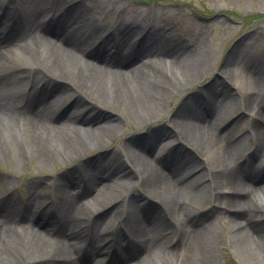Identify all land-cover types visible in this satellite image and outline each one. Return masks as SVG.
I'll list each match as a JSON object with an SVG mask.
<instances>
[{
	"label": "bare ground",
	"instance_id": "obj_1",
	"mask_svg": "<svg viewBox=\"0 0 264 264\" xmlns=\"http://www.w3.org/2000/svg\"><path fill=\"white\" fill-rule=\"evenodd\" d=\"M93 3V8L104 7L103 1ZM12 4L0 0V22ZM62 4L60 15L49 17L48 11L47 20L29 18L26 30L13 27L0 38V157H10L12 144L42 163L48 161L45 154L67 160L97 149V156L114 159L115 167H105L111 160L99 166L93 158L85 162L79 193L73 183L77 173L67 182L59 176V184L46 180L55 193L43 210L34 194L21 206L8 200L0 204V264H214L226 239L212 215L228 218V246L241 264H264V63L238 57L247 37L233 48L234 57L222 65L218 78L187 97L165 128L156 122L162 110L180 87L194 86L208 70L206 44L163 35L159 12L153 14L156 23L149 15L108 22L114 16L98 17L84 2ZM76 8L82 13L75 15ZM7 69L33 75L35 81L28 90H14L11 83L18 88L22 83L18 76L9 78ZM51 82L47 95L45 85ZM215 85L222 87L220 93ZM204 89L206 112L199 99ZM234 91L252 117L247 124L243 115L227 123L235 110L227 105ZM69 98L66 109L53 117ZM120 117L154 126L142 134L154 140H144L143 149L135 139L122 142L119 151L104 149L122 130ZM244 123L247 133L237 129ZM163 132L180 140L186 153L165 150L174 140L163 142ZM196 162L205 167L199 175L180 177L187 164ZM106 172L105 182L100 176ZM209 197L213 209L195 210ZM164 224L180 229L185 244L180 237L172 241ZM105 233L118 235L119 251H110Z\"/></svg>",
	"mask_w": 264,
	"mask_h": 264
},
{
	"label": "rangeland",
	"instance_id": "obj_2",
	"mask_svg": "<svg viewBox=\"0 0 264 264\" xmlns=\"http://www.w3.org/2000/svg\"><path fill=\"white\" fill-rule=\"evenodd\" d=\"M16 6L18 5V10L24 8L23 12L20 14V18L15 23V30L28 28L27 21L30 16H35L40 6L44 9L41 15L46 14V11L51 8L52 2L56 5H62V2H68L70 4L76 3L77 0H15ZM82 3L88 5L91 9L95 4V0H80ZM104 2L103 8H93L92 13L94 15L105 16L109 19L108 22L113 20H124L129 21V18L134 16V20L143 19L145 16L153 18V14L157 16L159 14L158 27L160 28L163 35L172 34L179 36H184L191 41L192 38L199 39L201 42L205 43L211 56L209 61L210 65L207 72L198 79L194 86L185 85V87H180L176 96L172 97L171 104L162 110L159 119L156 121L161 126L168 125L169 119L174 118L178 110H180L183 102L190 95H194L198 92L200 85L213 83L215 78H218V73L220 69L224 67L227 62L234 57L233 48L237 45H241V40L247 37L246 41L242 43L240 53H237L238 57L242 55L250 56L249 58L254 60H259L264 63V0H98ZM39 2L40 5L36 6ZM30 6V7H29ZM33 7V8H31ZM30 10H34L30 12ZM96 10L99 11L96 13ZM83 9L76 8V11H72L75 15L82 13ZM25 12V13H24ZM24 13V14H23ZM151 14V15H150ZM39 15V14H38ZM39 15V16H41ZM111 15V16H110ZM38 17V16H36ZM105 19V20H106ZM151 20V19H150ZM156 23V19H154ZM153 22V21H152ZM72 23V22H71ZM72 25V24H70ZM145 26V25H144ZM72 30V27L70 26ZM171 36V35H170ZM2 45V44H1ZM236 52V51H235ZM18 62V61H16ZM223 65V67H222ZM15 67V66H13ZM2 71V70H1ZM10 77H19L21 85L29 83V78L23 76V73L19 71L12 72L8 70ZM4 75V74H3ZM1 75V76H3ZM17 82L10 84V87L14 90H19L20 86H16ZM27 86V85H26ZM219 86V87H218ZM17 87V88H16ZM212 89L220 91L222 87L220 85H215ZM208 90L203 91L207 94ZM240 92V91H239ZM234 91L230 97L231 103L227 105L235 108L234 112L229 115L228 118L236 117L241 114V103L244 100ZM202 91L199 92V99H201ZM61 95V94H60ZM227 100V99H226ZM225 101V100H224ZM219 103H223V100ZM201 102L199 101L198 106ZM43 105V104H42ZM41 104L38 105L40 110L44 107ZM264 108V103L261 104ZM243 106H241L242 108ZM69 112L68 114H73ZM250 113L244 116L246 124L251 120ZM115 119V118H114ZM122 124V130L117 135L116 139L109 141L107 148L108 151H119L121 150V143L127 141L128 139H135L140 141V148L143 149V141L145 136H142L143 132H147L149 129H154V126H150L148 123H139V125H133L130 122L125 123L122 117L119 118ZM171 120V119H170ZM245 124V123H244ZM222 128H224L222 126ZM242 127H237L238 130L243 129ZM1 144V143H0ZM4 145V144H3ZM107 145V144H106ZM10 150V157L7 155V160H3L0 157V196L7 198L9 202L14 204V201H24L31 194H34V198H37V202H43V194L52 193L54 195L55 189L52 187L48 188L45 183L48 182H60L57 181L59 176H62V181L67 182L68 175L73 180L76 174L77 166L82 168L84 163L92 159L94 155L100 153V150L93 149L92 152L80 158H68L65 160L62 155L56 154L55 157H47V162H39L35 158H29L26 156L24 147H19L16 144H12ZM103 149V150H104ZM102 151V150H101ZM103 152V151H102ZM49 158V159H48ZM94 162V161H93ZM198 163V162H197ZM191 168L197 166L195 164ZM86 166V165H85ZM187 167V166H186ZM189 169L183 172L185 174ZM63 174L65 177L63 178ZM64 179V180H63ZM43 182V184L38 185L36 183ZM109 184V183H108ZM110 184H112L110 182ZM56 195V194H55ZM72 195V191H71ZM5 200V201H6ZM4 201V202H5ZM1 203V202H0ZM21 203V202H20ZM213 199L209 197L207 200L200 204L195 205V210L199 212L208 211L213 209ZM216 218L217 225L222 228L220 229V235H222L226 242H222L221 253H218L216 261L214 264H241L235 255L231 252L229 241V234L227 228V220L225 216L219 219V216H214ZM187 221V220H186ZM193 226L197 224L195 221ZM179 240L181 244H185L184 237H181V232L179 233ZM219 237V235L217 236ZM247 264V263H246Z\"/></svg>",
	"mask_w": 264,
	"mask_h": 264
}]
</instances>
